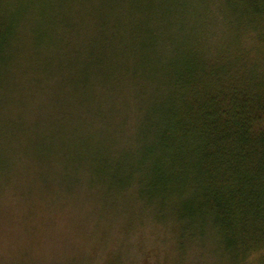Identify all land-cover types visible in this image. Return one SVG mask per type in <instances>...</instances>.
I'll use <instances>...</instances> for the list:
<instances>
[{
  "label": "trees",
  "instance_id": "obj_1",
  "mask_svg": "<svg viewBox=\"0 0 264 264\" xmlns=\"http://www.w3.org/2000/svg\"><path fill=\"white\" fill-rule=\"evenodd\" d=\"M242 1L210 44L213 19L175 24L157 0H0V80L28 77L34 92L0 85V111L28 97L40 138L27 150L39 167L60 159L67 191L80 171L100 197L185 199L179 210L204 216L233 256L264 264V0Z\"/></svg>",
  "mask_w": 264,
  "mask_h": 264
},
{
  "label": "rangeland",
  "instance_id": "obj_2",
  "mask_svg": "<svg viewBox=\"0 0 264 264\" xmlns=\"http://www.w3.org/2000/svg\"><path fill=\"white\" fill-rule=\"evenodd\" d=\"M39 1L44 6L49 0ZM157 3L161 9L173 8L175 24L180 23V17L205 25L213 19L204 33L212 44L221 38L222 28L226 27L225 22L221 27L220 21L227 8L244 2ZM177 10L183 13L177 16ZM32 16L31 13L28 19L30 30L35 28ZM182 28H173V35L178 39L181 34L179 43L185 42L189 48L192 33L181 32ZM31 35L24 41L27 49L23 59L37 42L35 34ZM21 71L26 69L22 67ZM32 74L40 76V72ZM28 76L31 78V74ZM27 79L11 72L0 80V85L4 84L7 97L13 91L34 94L26 88ZM40 96L41 104L48 102ZM16 101V107L5 105L0 111V264H260L262 252L250 251L243 258L233 256L224 247L219 231L201 226L204 216L190 218L181 212L179 209L188 202L185 199L146 201L130 192L125 196L100 197L89 189L86 175L80 171L73 175L78 182L75 188L67 191L61 183L60 159L53 156L47 166L43 163L39 167L32 151L27 150V140L37 141L40 136H29L28 128L36 120L29 113L28 97ZM20 122L23 126L18 129H23L18 131L13 125ZM66 170L68 174L72 172L69 167Z\"/></svg>",
  "mask_w": 264,
  "mask_h": 264
}]
</instances>
